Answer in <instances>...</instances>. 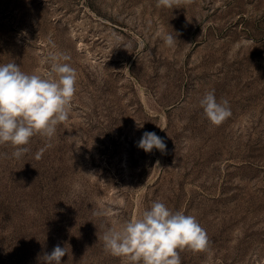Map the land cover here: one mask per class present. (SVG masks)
Here are the masks:
<instances>
[{
	"label": "rangeland",
	"instance_id": "rangeland-1",
	"mask_svg": "<svg viewBox=\"0 0 264 264\" xmlns=\"http://www.w3.org/2000/svg\"><path fill=\"white\" fill-rule=\"evenodd\" d=\"M53 53L76 92L51 139L18 159L0 145V264H42L56 245L61 264H124L103 234L156 200L206 230L181 264H264V0H0V64L43 76ZM209 91L229 102L220 125L199 104ZM144 132L166 151L140 149Z\"/></svg>",
	"mask_w": 264,
	"mask_h": 264
},
{
	"label": "clouds",
	"instance_id": "clouds-1",
	"mask_svg": "<svg viewBox=\"0 0 264 264\" xmlns=\"http://www.w3.org/2000/svg\"><path fill=\"white\" fill-rule=\"evenodd\" d=\"M181 3L182 0H157V7L173 8ZM176 36L165 34V44L174 46ZM48 59L50 72L43 76L26 74L16 63L0 64V145H11L12 156L17 159L28 151L25 146L33 136L51 139L57 125L69 118L76 92V70L69 63L61 62L70 59L66 54L53 53ZM199 104L213 125H220L232 114L229 102L218 101L214 91L206 92ZM137 146L146 153L153 149L164 153L167 148L155 132H144ZM103 242L104 250L122 258L124 264H181V251L205 250L209 238L195 216L173 211L156 200L141 216L133 217L118 229L109 228L103 234ZM66 254L65 247L56 245L38 259L42 264H61Z\"/></svg>",
	"mask_w": 264,
	"mask_h": 264
}]
</instances>
